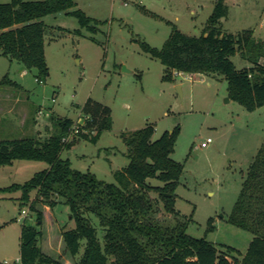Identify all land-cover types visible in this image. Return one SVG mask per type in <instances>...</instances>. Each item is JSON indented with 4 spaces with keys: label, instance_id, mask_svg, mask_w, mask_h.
I'll return each mask as SVG.
<instances>
[{
    "label": "rangeland",
    "instance_id": "374dc122",
    "mask_svg": "<svg viewBox=\"0 0 264 264\" xmlns=\"http://www.w3.org/2000/svg\"><path fill=\"white\" fill-rule=\"evenodd\" d=\"M215 1L74 0V8L92 20L88 28L64 12L43 17L47 76L37 81L34 70L20 71L16 61L0 53V140L27 136L44 140L56 130L58 118L76 119L86 99L100 102L110 109L111 128L96 143L74 138L62 157L69 159L73 169L114 182L113 171L127 163L121 131L152 124V139H157L178 126L171 158L183 165L175 208L191 217L186 232L240 260L251 235L229 223L228 217L264 136V105L248 111L229 99L222 77L189 78L169 71L171 78L164 80L165 66L140 46L144 42L160 49L172 26L199 35ZM223 1L227 6L221 19L223 31L251 29L255 39L264 40V0ZM231 60L236 69L251 65L238 54ZM207 137L211 142L200 147ZM45 167L46 163L32 160L0 166V188L23 184ZM19 196L20 190L0 192V264L5 260L19 264L15 260L21 210L27 211L25 224L41 230V250L60 263L75 264L60 236L61 228L73 227L68 207L38 205L43 217L37 226L35 214L28 212L27 204H19ZM154 218L173 219L161 205Z\"/></svg>",
    "mask_w": 264,
    "mask_h": 264
},
{
    "label": "trees",
    "instance_id": "16d2710c",
    "mask_svg": "<svg viewBox=\"0 0 264 264\" xmlns=\"http://www.w3.org/2000/svg\"><path fill=\"white\" fill-rule=\"evenodd\" d=\"M75 6L74 0L0 3L1 55L16 61L23 70H34L40 81L48 75L42 18L64 12L87 27L91 18ZM226 14L224 1L216 0L199 35L172 26L160 49L144 42L140 46L165 66L162 79L169 80V71L173 70L222 77L228 98L252 111L264 105V40L255 39L251 29L223 31L221 19ZM235 54L251 65L236 69L231 60ZM80 115L86 119L77 135L79 140L96 143L101 133L111 128L110 109L100 102L86 99ZM72 123V119L58 118L56 130L44 140L32 136L0 140V166L11 165L14 160L46 163L23 184H11L0 192L20 190L19 204H27L37 226L43 217L38 205L67 206L73 227L61 228L60 236L75 264H264V136L228 217L229 223L251 235L239 260L219 252L203 237L190 236L186 228L191 217L175 208V191L183 172L182 163L171 158L178 126L157 139H152V124L121 131L127 163L113 171L114 182H105L90 172L73 169L69 159L62 157L74 141H61ZM150 179L161 184H151ZM159 205L173 217L172 221L154 218ZM24 221L19 235V264H63L41 250V230Z\"/></svg>",
    "mask_w": 264,
    "mask_h": 264
},
{
    "label": "built area",
    "instance_id": "2783aa9c",
    "mask_svg": "<svg viewBox=\"0 0 264 264\" xmlns=\"http://www.w3.org/2000/svg\"><path fill=\"white\" fill-rule=\"evenodd\" d=\"M174 75H182L184 74L183 72L180 71H172ZM187 74V73H185ZM187 76L189 78H191V74H187ZM86 117H83L81 115H79L76 119L73 120L72 125L68 128L67 134L66 136H64L61 141L62 142H69L71 140H73L74 138L77 137V135L79 134V132L83 131L82 127L84 125ZM211 142V139L209 137H207L205 140H203L200 143V147H206L209 143ZM27 215V211L26 210H21L20 216L19 218H17L18 221H21V223L24 221L25 216ZM16 263H20L19 262V258L15 260ZM1 264H8V262L5 260L3 261Z\"/></svg>",
    "mask_w": 264,
    "mask_h": 264
},
{
    "label": "crops",
    "instance_id": "0c3cea01",
    "mask_svg": "<svg viewBox=\"0 0 264 264\" xmlns=\"http://www.w3.org/2000/svg\"><path fill=\"white\" fill-rule=\"evenodd\" d=\"M20 71H24V70L20 68ZM191 75H197V74H191ZM69 154H70V152L67 153V155H69ZM107 160H110V159L107 158ZM124 166H125V165H124ZM122 167H123V166H122ZM122 167H120V168H122ZM120 168H119V169H120Z\"/></svg>",
    "mask_w": 264,
    "mask_h": 264
},
{
    "label": "water",
    "instance_id": "95a60500",
    "mask_svg": "<svg viewBox=\"0 0 264 264\" xmlns=\"http://www.w3.org/2000/svg\"><path fill=\"white\" fill-rule=\"evenodd\" d=\"M125 68H123V70H124ZM176 90L178 91V93H180V86L179 85H177L176 86ZM228 99H226V101H227Z\"/></svg>",
    "mask_w": 264,
    "mask_h": 264
}]
</instances>
